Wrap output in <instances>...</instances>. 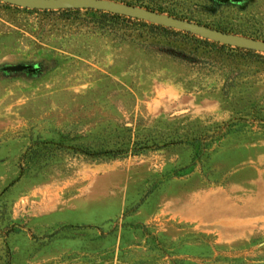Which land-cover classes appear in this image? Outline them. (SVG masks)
<instances>
[{"label": "rangeland", "instance_id": "obj_1", "mask_svg": "<svg viewBox=\"0 0 264 264\" xmlns=\"http://www.w3.org/2000/svg\"><path fill=\"white\" fill-rule=\"evenodd\" d=\"M112 1L264 41V0ZM98 19L0 2V264H264V54Z\"/></svg>", "mask_w": 264, "mask_h": 264}, {"label": "trees", "instance_id": "obj_2", "mask_svg": "<svg viewBox=\"0 0 264 264\" xmlns=\"http://www.w3.org/2000/svg\"><path fill=\"white\" fill-rule=\"evenodd\" d=\"M4 5L9 6V7L11 6L9 4H4ZM149 9L153 11H157L152 8H149ZM25 10L32 11V12H42V13H60L66 19L69 18L70 14H78L81 11L92 12L98 15L99 19L98 21H96V23L104 27V29L107 28L108 30L128 31L129 26H131V29H134L135 26H138L144 29V32L146 33L148 37L166 39L168 41L181 43L183 45L184 44L193 45L195 47L194 51H197V49L199 48H204V49L208 48L211 50L216 49L217 51H223L224 49L231 48L241 53L243 52L248 53L249 55L259 54L252 50L235 48V47H231L228 45H222L216 42H211L209 40L199 38L187 32L178 31L172 28H167L164 26L148 23L143 20L133 19V18H129L126 16L108 13L104 11L85 10V9L84 10H57V11L28 10V9H25ZM212 28L227 32L226 30L221 29L219 27L212 26ZM142 46L145 50H147L150 53L155 54L156 56L170 58L173 61L179 62L185 66H189L192 68H199V69L205 68L206 66V61L204 59L196 57L192 52H185V51H181L178 49H174L173 47H170V46H163V45H158V44H153V43H147L146 45L144 44ZM147 142L141 146H139L138 143H133V147L131 149L129 148H117V149L99 148V149L92 150L88 147L77 146V147H74V150L75 152H78L81 155L88 157V158H102V157L117 158L121 155L127 154L129 151L136 153V152H139L140 150L149 148L147 145ZM178 143H181V141L176 142V141L170 140L167 143H164L163 146L174 145ZM152 144H153V147L158 148V149L160 148L156 142H152Z\"/></svg>", "mask_w": 264, "mask_h": 264}, {"label": "water", "instance_id": "obj_3", "mask_svg": "<svg viewBox=\"0 0 264 264\" xmlns=\"http://www.w3.org/2000/svg\"><path fill=\"white\" fill-rule=\"evenodd\" d=\"M0 2L28 10L57 11L85 9L104 11L187 32L199 38L222 45L252 50L264 54L263 40L224 32L196 22L112 0H0Z\"/></svg>", "mask_w": 264, "mask_h": 264}]
</instances>
